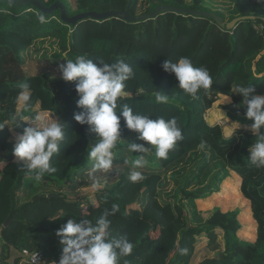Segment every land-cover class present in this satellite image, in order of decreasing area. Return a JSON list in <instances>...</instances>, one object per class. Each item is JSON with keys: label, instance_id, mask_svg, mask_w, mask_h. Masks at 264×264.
Listing matches in <instances>:
<instances>
[{"label": "trees", "instance_id": "1", "mask_svg": "<svg viewBox=\"0 0 264 264\" xmlns=\"http://www.w3.org/2000/svg\"><path fill=\"white\" fill-rule=\"evenodd\" d=\"M40 1L45 7L61 3L68 17L110 10H128L130 16L137 17L167 5L210 12L225 23L239 17L254 19L227 30L211 19L165 12L140 22L86 19L71 27L60 21L58 10L43 14L48 22L40 24L36 17L42 13L34 7L0 4V123L18 112V85L26 82L31 89V107L19 110L20 114L29 119L39 113L51 114L66 125L65 140L52 158L56 172L46 173L39 182L21 168L12 153V133L22 132L29 122H20L13 131L7 126L0 131L2 251H38L43 264H51L62 252L55 235L62 224L73 219L95 225L104 216L112 222L113 235H126L133 243L132 253L121 258L119 264H190L197 238L204 236L210 247L220 246L217 231L222 233L223 251L199 264H264V168L248 160L254 137L240 128L229 140L220 125H210L204 117L219 95H228L231 102L220 105V109L229 120L241 127L252 123L245 118L243 97L233 93L232 87L250 84L257 95H264V30H258L264 27V4L257 0H224L218 6L211 0H75L72 8L67 0ZM45 39H57L59 48L67 51V59L83 55L94 62L125 60L135 76L127 82L129 95L120 102L151 118H177L183 140L167 160L158 159L152 149L146 159L153 171L142 172L143 181L130 182L131 169L127 168L96 192L95 204L78 195L91 185L85 179L92 162L87 158V148L95 140L87 126L73 119V113L80 111L75 104L74 85L48 73L28 75L18 59V53ZM181 56L189 57L196 67H206L213 79L212 89L201 90L198 99L179 89L175 76L161 68L165 59L175 62ZM156 91L168 94L169 103L157 104ZM133 137L138 134L122 122V141ZM201 140L210 147L200 149ZM136 158L138 154H131V161ZM231 172L240 178V193L249 202L256 224L253 242L237 236L238 211L215 210L204 219L195 205L197 200L217 192ZM68 183L72 185L68 187ZM170 183L173 187L166 192ZM113 205L117 206L115 213L108 215ZM135 205L139 209L132 208ZM7 219L9 224L4 227ZM180 249H186V254L182 255Z\"/></svg>", "mask_w": 264, "mask_h": 264}, {"label": "clouds", "instance_id": "2", "mask_svg": "<svg viewBox=\"0 0 264 264\" xmlns=\"http://www.w3.org/2000/svg\"><path fill=\"white\" fill-rule=\"evenodd\" d=\"M264 4V0H257ZM40 24L48 21L43 14H37ZM165 73H171L178 82L177 87L192 99H198L201 90L208 92L212 89L213 79L206 67L194 66L187 56H181L173 62L165 59L161 64ZM60 79L72 82L76 94L75 104L80 111L73 113V119L81 126H87V131L96 141L87 148V158L94 161L92 177L94 189L103 187L99 178L94 175L97 171L109 174L114 170L113 160L116 156L114 149L122 142L121 124L130 131L138 134V140L143 143H128V151L138 154V158L131 161L132 168L128 180L137 183L145 179L142 169L148 161L145 154L155 150V156L160 160H167L178 142L183 140L181 127L177 118L165 119L163 116L151 118L149 115L135 113L127 103H121V98L128 96L127 82L132 80L135 72L131 64L123 59L112 63L102 60L94 62L85 56L73 59H64L57 65ZM20 91L16 97L21 111L30 107L31 89L28 83L18 85ZM232 92L243 97L245 118L252 121L249 130L254 137L253 143L248 147L249 162L257 168H264V95H257L256 89L248 85L235 84ZM154 99L157 104L169 103V95L156 91ZM231 97L222 95L216 103L217 117L223 122L225 136L231 140L239 129L238 122L228 123L229 117L220 109V105L230 102ZM27 120L28 126L22 132L14 135L12 153L21 163L22 169L33 174L39 182L43 176L56 172L52 158L60 151L65 140V123L59 118L50 117L46 121L40 117L29 119L17 112L3 123L10 131L19 127L20 122ZM200 149L210 147L207 141L201 140ZM113 205V215L116 210ZM112 222L101 216L95 223L89 221L75 222L68 219L55 232L62 245V252L58 261L51 264H119L123 257L129 256L133 251V243L126 235H113L110 231ZM186 249L180 253L186 254ZM31 264H37V254L32 256Z\"/></svg>", "mask_w": 264, "mask_h": 264}, {"label": "rangeland", "instance_id": "3", "mask_svg": "<svg viewBox=\"0 0 264 264\" xmlns=\"http://www.w3.org/2000/svg\"><path fill=\"white\" fill-rule=\"evenodd\" d=\"M72 8H75V0H67ZM215 5H220L224 0H211ZM41 41L39 43H33V45L18 53V59L20 63L23 65L24 71L28 74H37L40 73H48L55 78H60L59 72L57 70V65L59 63H63L64 59H67L66 52L63 51L62 48H59V41L57 39H45V40H37ZM218 101V100H217ZM217 102H215L211 109L206 111L205 119L208 124H218L221 126L223 135L225 136V128L222 121H220L217 117ZM220 107V106H219ZM18 106V112H19ZM223 111V110H222ZM224 112V111H223ZM225 113V112H224ZM36 117H40L42 120H47L50 117H53L51 114H42L39 113ZM228 123H232V121H228ZM246 131H250L249 127H241ZM14 135H11V142L14 144ZM143 143L138 140L137 137L128 138L123 140L118 146L117 149H114L116 156L114 157L113 164L114 170L109 174L105 175L102 172L97 171L94 173L103 184V187L106 184H110L114 182L120 175L126 172V169L132 168L131 165V153L128 151V143ZM151 152L145 154V159L147 156H150ZM15 160L17 158L15 157ZM147 160V159H146ZM94 161L91 162L90 166L86 168L89 169V172H92ZM142 172H150L153 171V166L146 164V166L142 169H137ZM230 177L224 180L217 192H214L209 197L204 198L203 200H197L195 202L197 211L200 212L201 216L206 219L208 218L215 210H220L221 212H230V211H238V221L240 223V229L237 231V236L244 241L253 242L255 240L256 235V224L252 219L251 210L249 202L243 198L240 193V178L237 177L234 173H230ZM86 180L90 182V186L88 188H83L78 193L81 197H88L89 201L95 204L96 192L100 189H94L92 187L93 180L90 175L85 176ZM70 187L72 184H66ZM173 187L172 183L168 185L165 189L166 192ZM60 191H66L64 189L58 188ZM75 196V195H74ZM72 196V197H74ZM138 205H140L138 203ZM134 209H139L138 206H133ZM218 235V243L220 246L212 245V247L208 244V239L204 236L196 239V244L194 248V255L191 259L190 264H199L205 259H212L216 257L217 252L223 251V242H222V233L217 231ZM214 248V250L212 249ZM212 249V250H211ZM216 250V251H215Z\"/></svg>", "mask_w": 264, "mask_h": 264}, {"label": "water", "instance_id": "4", "mask_svg": "<svg viewBox=\"0 0 264 264\" xmlns=\"http://www.w3.org/2000/svg\"><path fill=\"white\" fill-rule=\"evenodd\" d=\"M3 3L14 6L16 8H24L27 6H32L37 11L45 15L52 14L53 12L58 10L60 12V21L71 27H75L79 22L84 21L86 19H91L94 21H105L111 18H116V19L126 21L128 23L140 22V21H144L148 19H154L158 15L165 13V12H173V13L181 14V15H190V16H195V17L211 19L220 28H226L227 30L233 29L234 26L241 21L254 19V17H239V18L232 20L229 23H225L220 17L210 12L176 8V7L167 6V5H161L157 7L154 11L148 14L137 16V17L130 16L128 10H126L125 12H116V11L110 10V11H106L103 13H98V12L93 11V12H86V13L77 14L72 17H68L66 15L65 7L59 2L54 3L50 7H45V5L40 0H0V4H3ZM95 142L96 141H91L90 146ZM8 224H9V219L6 220L4 227H7Z\"/></svg>", "mask_w": 264, "mask_h": 264}, {"label": "crops", "instance_id": "5", "mask_svg": "<svg viewBox=\"0 0 264 264\" xmlns=\"http://www.w3.org/2000/svg\"><path fill=\"white\" fill-rule=\"evenodd\" d=\"M222 95L218 96V100L221 99ZM231 102V101H230ZM230 102H225L222 105L229 104ZM0 242V264H27L23 258L20 256V252L10 248L8 251H2Z\"/></svg>", "mask_w": 264, "mask_h": 264}, {"label": "built area", "instance_id": "6", "mask_svg": "<svg viewBox=\"0 0 264 264\" xmlns=\"http://www.w3.org/2000/svg\"><path fill=\"white\" fill-rule=\"evenodd\" d=\"M258 30H264V27L260 26ZM36 253L37 254V264H43L44 260L42 257V254L38 251H28L26 249H23L20 253V256L23 258V260L27 263V264H31L32 261V256L33 254Z\"/></svg>", "mask_w": 264, "mask_h": 264}]
</instances>
